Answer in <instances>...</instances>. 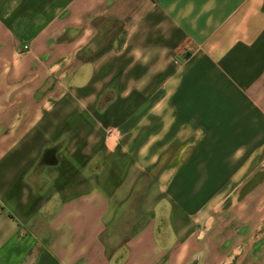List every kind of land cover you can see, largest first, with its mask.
Listing matches in <instances>:
<instances>
[{"label":"crops","instance_id":"0c3cea01","mask_svg":"<svg viewBox=\"0 0 264 264\" xmlns=\"http://www.w3.org/2000/svg\"><path fill=\"white\" fill-rule=\"evenodd\" d=\"M0 264H264V0H0Z\"/></svg>","mask_w":264,"mask_h":264},{"label":"rangeland","instance_id":"374dc122","mask_svg":"<svg viewBox=\"0 0 264 264\" xmlns=\"http://www.w3.org/2000/svg\"><path fill=\"white\" fill-rule=\"evenodd\" d=\"M129 212H128V216L126 217V218H124V219H126L125 220V222L124 223H126V224H124V227L121 229L122 230V232L125 234V235H128L129 234V232H130V230L133 228V224H134V222H135V219H134V217H133V211H132V208L130 209L129 208ZM118 229V228H117ZM119 230H120V228H119ZM123 235V234H122ZM112 244H114L113 242H112Z\"/></svg>","mask_w":264,"mask_h":264}]
</instances>
